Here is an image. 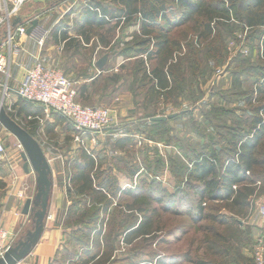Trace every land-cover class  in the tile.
<instances>
[{
  "label": "trees",
  "instance_id": "1",
  "mask_svg": "<svg viewBox=\"0 0 264 264\" xmlns=\"http://www.w3.org/2000/svg\"><path fill=\"white\" fill-rule=\"evenodd\" d=\"M112 4L93 0L80 9V19L74 25L76 33L90 41L89 32L95 28L108 27L113 21L119 29L123 25L139 22L140 35L135 34L132 37L134 42H129L119 56L138 58L142 67L139 71L149 78L151 87L147 97L152 106L160 103L162 98L176 101V105L185 100L198 103L196 100L203 99L204 93H200L201 78L210 69L209 61L225 62L229 53L228 38L241 41L236 35L239 31L246 34L245 40H256L258 58L264 62V0H112ZM61 24L64 25L63 22ZM66 35L64 32V38ZM75 46L78 49L80 42L72 39L67 49L75 50ZM149 65L152 66L150 72ZM247 73L254 77V82L253 92L245 100L250 109H246L243 116L250 117H243L239 126V132L244 134H238L236 142L230 143L235 153L233 157L221 159L224 153L216 144L194 147L188 152L184 150V142L183 145L180 142L178 147L184 151L182 154L177 152L174 156L166 152V158L161 160L157 143H161L164 140L161 137L169 133L168 123L180 116L189 115L190 111L164 122H153L152 118L158 114L149 107L145 109V112L148 111L145 117L156 126V132L148 138L151 142L145 139L144 148L141 149L144 157L141 161L145 167L139 163L130 165L129 162H126V166L128 172L132 173V180L143 168L141 173L147 172L151 180L138 181L136 187L122 190L113 171L101 170L92 156L83 154L84 163L73 177L77 192L83 196L76 203L83 201L86 204L79 220L75 222L83 225L86 230L83 232L77 229L73 237L85 249L84 255L78 258V264H166L167 260L173 264L180 260L191 264H216L219 261H222L221 264H255L252 256L242 252L241 245L245 239L249 241L247 246H250V250L255 244L258 230L244 220L250 216L256 201L264 198V65L249 67ZM112 80L118 82L117 77ZM236 82L241 84L238 80ZM76 91L77 101L89 106L87 104H91L92 100L89 84L76 85ZM197 91L200 95L196 97ZM183 96H186L184 100ZM222 98L230 100L226 95H222ZM16 105V115L28 117L36 114L31 108L35 103L20 98ZM35 121L39 119L32 122ZM131 140V137H126L122 141L130 143ZM164 143L173 146L170 135ZM151 151L160 155L156 164L148 159ZM165 170L171 171L177 178H181L183 171V183L199 198L196 203L198 211L193 219L195 223L204 219L208 225L206 236L193 239L192 246L183 257L172 255L168 259L158 257L155 252L145 253L155 249L158 239V235L152 236L154 231L149 226L152 220L147 214L151 207L145 205L146 200H156V187L164 194L159 198V204L168 202L175 213L181 210L178 200L183 187L179 188V193L168 194L160 180ZM189 196L188 192L186 197ZM220 202L222 206L219 209L214 207L213 204ZM223 209L228 213H222ZM112 212L115 215L111 216ZM105 225L117 231L119 240L124 236V242L128 245L141 241L139 245H143V248H140L135 261L122 260L114 255L117 242L108 235L102 238L99 234L101 230L98 232V228ZM156 231L164 230L157 228ZM169 234L166 236H172ZM206 249L210 251L207 258L201 256V252ZM219 257L224 258L219 260Z\"/></svg>",
  "mask_w": 264,
  "mask_h": 264
},
{
  "label": "rangeland",
  "instance_id": "2",
  "mask_svg": "<svg viewBox=\"0 0 264 264\" xmlns=\"http://www.w3.org/2000/svg\"><path fill=\"white\" fill-rule=\"evenodd\" d=\"M90 1L92 2L93 0H68L63 4H59L55 6L49 5L48 7L39 4L37 5L32 4V2H29L21 10L20 15L24 18L23 21L25 24H28L30 21L33 22L34 20L37 19L38 25L35 27L37 31L44 32L45 31L44 29L50 31L53 30L55 25L59 22L61 23L63 22L64 25L71 24L72 21L78 16L79 13L78 11H80V9H82L83 7L88 6V3ZM97 1H102L108 5L112 4V0H97ZM114 23L115 22L113 21V23L108 27H105L103 29L95 28L93 31L89 32V36L91 38L92 37L96 38V41H94L93 43L94 46L93 48L89 49V52L92 53V50L98 44L97 40L104 37V39H106L107 42L112 43V48L111 50L108 51V53H110L113 58H116L117 56L120 55V53H122V51H124L123 49H126L127 44L129 42L130 43L134 42L132 37L137 33L139 35L141 33L140 23L137 21L131 24L123 25V28L121 29L116 28ZM30 26H32V23L27 25V29H29ZM33 31H35V29ZM6 33H7V29L4 28L0 32V38L1 39L5 38ZM32 33L31 35H27L28 38L32 36L31 38L37 41L35 39L36 35H32ZM236 35H238L241 41L238 40L232 41L231 37L228 38L227 48L229 53L227 54L225 62L218 63L215 60L209 61V63L211 64L210 69L201 78L200 93L201 92L204 93V98L201 100H196L198 101V103H194V102L192 103V101L185 100L182 104L176 105L177 103L176 101L175 102L171 100L166 101V99L162 98L160 103H157L152 106L151 105L152 103L150 101L148 102V97H147L151 87V85H149L148 82L149 78L147 79L144 76L145 74L142 71H139L142 69V67L141 64H139V61L137 60L138 58H133V61L127 62V60L125 59L128 58L123 57L125 64L120 66L117 73L111 74L112 79L114 77H117L118 82H123L124 88H128V90H131V93H133L136 97V101H138V103L140 101L139 106H141L144 110L149 107L151 110H154L155 113H157L158 115L160 114L161 117L168 116L171 114L172 115L176 114L177 116H180V114H182L183 112L190 111L189 115H183L180 116L177 120L170 121L168 123L169 133L167 135H164L163 137L160 136L162 139H164L161 143H157L161 147V149L159 150L161 155L160 157L161 160L162 158H166L167 156L166 152L174 156L177 154V152L179 153L181 152L182 154L184 151L179 149L178 147V143L180 142L182 145L184 142L183 145V147L185 148L184 150L188 152H191L194 147L200 148L202 146L203 148L206 146V144L207 145L216 144V146L220 149V151L224 153V156L221 157V159L225 160L227 157L229 156L233 157L235 155L230 143L236 142L238 134L240 136L244 134L239 132V126L241 125V121H243V117H246V119L250 117L249 115L243 116V114L246 113V109H250L248 108V103H246L245 100L253 92L252 84L254 82V77H251L252 75L247 73V69L249 67L255 68L264 65V62L261 60L260 57L258 58L257 55L256 40L253 39H249V41L247 39L245 40L246 34L244 33L243 35L242 31L237 32ZM23 38L17 37L16 38L17 43L19 40H22ZM49 40L51 43L54 42L53 41L54 39L50 37V39L48 38L47 41L45 40L46 41L45 46H48ZM74 49L76 51V55L79 57L81 51L79 49H76V46L74 47ZM72 53H74L73 49H72ZM87 53L85 52L84 56H86ZM104 53L106 52L103 51V49H99L98 58L103 56ZM76 55L74 54L73 56ZM90 59L92 60V57ZM112 65H116V64H112ZM59 69H61L69 77L68 73L64 71L63 68L60 67ZM150 70H152V66H150V69L148 71L150 72ZM146 73L148 74V72ZM103 75L108 76V77L103 76L106 79L111 77V75L109 74H103ZM81 76L79 77L84 80H86L84 77L89 78L85 73H81ZM237 80L240 81L241 83V84L239 83L240 85L237 84L236 82ZM0 93L2 94V90H0ZM200 93L197 91L196 97L199 96ZM11 95L13 94L11 93ZM222 95H226V97L230 98V100L223 99ZM10 97L8 96V98ZM185 97L186 96H183L182 100H184ZM102 102L104 104H102L101 102L97 103L92 99L91 104H87V105L102 107V108L111 106L108 104L109 103L108 98H106ZM4 107L6 109V112L11 117L13 114L15 118L13 119L28 131L29 123L26 120L25 116L16 115L15 113L10 112L11 108H9L8 104H5ZM157 110H159V112ZM146 114H148V111L147 112L142 111L141 120L143 122L142 121L137 122L135 127H133V129H128V131L134 132V134L138 135L140 138L143 137L147 141H149L148 138L152 137L153 136L152 134L156 132L155 131L156 126L150 124L149 119L145 117ZM113 115L115 116V119L117 120L116 122L118 123L119 120L116 117L115 112L113 113ZM136 121H138V119ZM35 125L39 127L40 125H42V122H40L39 124L35 123ZM29 129H31V127ZM111 130H113V128H111L110 131ZM29 133H33V130L30 131ZM169 135L173 146H167L165 145V143L163 144V142H165L167 136ZM0 137H3L5 141V143L4 142L3 143L7 148L8 155L15 154L17 156H20L22 155V153H24V149L22 147H21L22 149L19 148L20 142L16 139L15 136H13V134H10V132H8V130H6L1 123H0ZM78 137L82 141L86 139L85 136L80 137V135H78L77 139ZM136 138L138 137L136 136ZM107 141L110 142L111 140L108 139L100 140V141L96 140L95 143L97 144L95 148H98V151H100V149H102L103 146H106ZM143 142L145 143V140ZM140 148L143 149L144 144L143 145L141 144ZM107 149H109V147H107ZM141 149H137V147H135V149H130L128 155L119 152L122 156L124 155L123 158L125 160L119 163L116 161L117 156H115L112 163L114 170L118 166L122 168H127L126 162L130 161L129 164L132 165L135 163V161L141 160L143 157ZM113 155H114L113 151H109V152L107 151V157H106L107 159H105V162H103L104 168H106L105 166H107V163L109 162L108 159H110L111 156L113 157ZM115 155H117V152ZM148 155L150 157L148 159H150V162L152 164H156L159 161L160 155H157L154 151L149 152ZM104 156H105L104 154H101L100 157H104ZM132 160L134 161L131 162ZM139 164L143 165L142 161H140ZM143 167L145 166L143 165ZM1 170H3L2 166H0V173ZM142 170L144 171V168ZM180 175L181 178L179 177L177 178L170 171L169 174L163 175L164 177L161 176L162 178H160L162 182V186L168 191V194L170 193L174 195L175 193H179L180 192L179 188L182 189L183 187V191H181L180 198L178 200V202L180 201L179 207L181 210H178L176 212L180 214H176L175 212H173L172 210L173 208L171 207L170 204H168V202L164 204L158 203L159 198L164 195L159 190V187H156L157 189L155 194L156 200L155 201L151 200V202H148L149 200L148 201L146 200L147 202L145 201V205L151 207L150 213L147 215L150 216L152 220L149 225L151 227L150 229L154 231V234L152 236L158 235L156 236L158 237V239H156L155 249L154 250L151 249L149 251H146L145 253L155 252L159 255L158 257L160 258L164 257L165 259L170 258L172 255L174 256L178 255V257H183L184 254L188 252L190 247L192 246L191 241L193 239L202 238L206 236L205 233H207L208 231L206 230L208 228L206 220L202 219L199 220V222L195 223L193 219V216L197 214L198 211L196 203L199 201V198L196 196V194L193 193V191H189V189L187 188L188 186L186 187L185 183H183L185 179L183 177V171L181 172ZM144 179L146 181L151 180V177L149 174H147V172L141 173L139 179L137 178L136 181L128 180L127 181L128 186L125 187V189L136 187L138 181ZM124 182L126 181L123 180V183ZM188 192L190 196L186 197L188 195ZM145 197L148 198V196L146 195ZM165 197L167 196L165 195ZM184 198H188V199H184ZM129 200L131 201V199ZM256 203L258 205V208L260 209L262 206H264V198L257 200ZM213 205L214 207L219 209L220 206H222V203L220 202ZM187 207H190L188 209H190L192 213L189 212ZM256 207L257 206H254V208ZM207 212L208 210H206L205 213ZM222 213H228V211L223 209ZM112 215H115V213L112 212L111 216ZM251 220L253 219L247 220L245 223L252 225L249 222ZM74 228H76V230L78 229L80 231L86 232L85 227L83 225L75 224ZM157 228L158 229L160 228L161 230L164 231L158 232L156 231ZM99 230H101L99 234L101 235L102 238L108 235L109 238L111 237L112 240L117 242L116 252H114V255L117 256V258L119 259L135 261L136 255H138V253L141 251L140 248H143V245L142 246L139 245L141 244V241L136 242L134 245H128L127 242L126 243L124 242V236L121 237L122 239L119 240V235L117 231H114L111 226L105 225L104 227L98 228V232ZM167 233L168 234L170 233L169 235L172 236H166ZM73 235H75V233ZM163 241L166 242L162 243ZM248 243L249 241L245 239L241 245V250L242 252L245 251L246 255L248 254L252 256V249L250 250V246H247ZM234 248H236V245L234 246ZM71 249L72 250H69L68 253H66L69 257H75V256L79 257L80 255H84L85 249H82V246H79L76 241L73 245H71ZM191 249L194 248L192 247ZM208 252L210 251L207 249L203 250V252H201L202 255L201 254L200 255L202 257L207 258V255L209 254ZM223 258L224 257H219L218 259L222 260ZM145 259L150 260V258L149 259L145 258ZM220 262L222 263V261H219L216 264H221ZM61 264H67V261L62 260ZM73 264H78V259H74ZM166 264H173V263L167 260ZM175 264H191V263H188L184 260H180Z\"/></svg>",
  "mask_w": 264,
  "mask_h": 264
},
{
  "label": "crops",
  "instance_id": "3",
  "mask_svg": "<svg viewBox=\"0 0 264 264\" xmlns=\"http://www.w3.org/2000/svg\"><path fill=\"white\" fill-rule=\"evenodd\" d=\"M79 19L78 13V16L71 24L62 25L59 22L53 30L44 29V32H40L44 37L43 46L31 38L32 36L30 38L26 36L19 40L18 43L16 40L13 43L12 79L9 86L12 89H18L26 70L34 67L37 60L48 67H61L77 85L89 84L92 99L95 102L104 104L102 101L108 98V104L111 106L106 108L115 112L119 122L112 127L113 130L110 131V128L103 133L85 135L86 139L83 142H79L77 141L79 133L71 121L55 111L46 112V108L42 105L35 104L31 106L32 110L36 111V114H31L25 118L31 130H33L34 126L36 127L33 133L30 134L37 140L47 159L52 186L48 198L47 213L43 221V232L38 242L32 246L30 252L18 264H61L62 260L67 261V264H73L74 259L79 258L77 256L69 257L66 253L72 250L71 245L75 243L73 234L76 232V228H74V225L79 220V216L83 213L86 206L83 201L76 203L83 196L77 192L73 180L79 166L84 163V153L92 156L96 161V166H99L101 170L113 171L120 181L122 190L128 186V180L136 181L142 172V170L138 172L134 176V180H132V173L128 172L127 168L118 166L114 170L112 165L115 156H117L116 161L119 163L125 160L123 158L124 155L122 156L119 152L128 155L130 149H135V147L141 149V144L143 145L145 140V138H140L134 132L128 131V129H133L137 122L142 121V111L145 112V110L139 106L140 101L138 103L131 90L123 87V82L116 83L110 78L106 79L103 77L106 76L103 74L111 75L112 73H117L120 66L125 64L124 59L122 56L113 58L108 53L112 48V43L102 38L97 40L98 44L92 50V53L89 52V49L93 48L96 38L92 37L90 41H87L84 35L76 33L77 29L74 25ZM31 23L29 22L28 24ZM28 24H25L26 27ZM37 32L39 31L36 30ZM64 32L67 33L65 38L63 36ZM50 37L54 39V42L51 43L49 40L48 46H45L46 41ZM72 39H77V42H80L78 48L81 51L79 54L80 58L76 55L75 50L72 53V49H67V44ZM99 49H103L106 53L98 58ZM85 52H88L86 56H84ZM74 54L76 56H73ZM91 57L92 60L90 59ZM104 57H107V61L102 68H99L98 64ZM125 60L127 62L133 61V59ZM81 73H85L89 78L84 77L86 80L80 78ZM12 94L10 96L14 99L9 96L10 98L7 99L6 103L11 108L10 112L16 114L18 110L16 104H18L20 98L14 92ZM157 117H160V114ZM34 119H39L42 125L39 127L35 125V123L39 124L40 122H32ZM137 119L138 121H136ZM126 137H131L130 143L122 141ZM107 139L111 141H107L106 146H103L98 151V148H95L96 140ZM0 141L5 143L3 137H0ZM107 151H113L114 155L108 159L109 162L104 168L103 162L107 159ZM116 152L117 155H115ZM101 154L105 156L100 157ZM139 161H135V163H140ZM0 166L3 168L0 173V224L17 236L14 243V247H17L21 241H26L36 231V216L41 209V203L36 200L40 188L38 174L30 164L26 168L27 163L23 158V153L20 156L7 154L6 159L0 161ZM169 173L170 171L165 170L164 175ZM123 180L126 182L123 183ZM29 200H32V204L29 213L25 214V205ZM89 203L90 201L87 202V206H89Z\"/></svg>",
  "mask_w": 264,
  "mask_h": 264
},
{
  "label": "built area",
  "instance_id": "4",
  "mask_svg": "<svg viewBox=\"0 0 264 264\" xmlns=\"http://www.w3.org/2000/svg\"><path fill=\"white\" fill-rule=\"evenodd\" d=\"M30 1L0 0V32L4 28L7 29L6 37L0 38L2 41L0 47V90H2V94L0 93V98L3 105L7 104L8 96L14 92L25 101L42 105L46 108V112L55 111L71 121L80 137L103 133L117 125L112 110L80 104L77 101V83L61 69L48 67L39 60H37L34 67L26 70L18 89H12L9 86L12 79L13 43L17 37H26L28 31L25 24L18 26L15 30H12L11 26L21 10ZM32 35H36L35 39L43 46L44 37L42 34L40 32L36 33L35 29ZM77 140L82 141L79 137ZM21 147L23 148L20 143L19 148ZM7 154L6 146L0 141V161L5 160ZM254 206L257 207L254 208ZM254 206L250 216L244 222L253 219L249 222L258 231L255 236V244L252 247V257L255 264H264V206L260 209L257 203ZM15 238H17L16 235H13L0 224V258H3L10 249L14 248Z\"/></svg>",
  "mask_w": 264,
  "mask_h": 264
},
{
  "label": "water",
  "instance_id": "5",
  "mask_svg": "<svg viewBox=\"0 0 264 264\" xmlns=\"http://www.w3.org/2000/svg\"><path fill=\"white\" fill-rule=\"evenodd\" d=\"M68 0H31L32 4H39L45 7L55 6L63 4ZM24 18L19 14L12 23V30H15L18 26L25 24ZM38 25V20L32 22V26L28 29L27 35H31L35 27ZM2 41L0 39V47ZM107 61V57H104L98 64L99 68H102ZM177 115L154 117L153 122H164L168 119H172ZM0 123L6 130L13 134L24 148L23 158L27 163L32 166L34 171L38 174L39 193L36 200L41 203V209L36 216V231L34 235L29 237L26 241H21L19 246L10 249L3 258H0V264H18L31 250L32 246L36 244L43 232V221L45 219L48 209V198L52 186L50 180V167L44 152L35 138L20 124H18L7 112L0 98ZM32 200L27 201L24 209V213L28 214Z\"/></svg>",
  "mask_w": 264,
  "mask_h": 264
}]
</instances>
